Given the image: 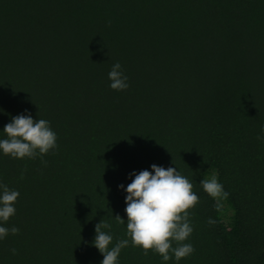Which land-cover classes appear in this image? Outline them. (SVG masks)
Segmentation results:
<instances>
[{"label":"trees","instance_id":"obj_1","mask_svg":"<svg viewBox=\"0 0 264 264\" xmlns=\"http://www.w3.org/2000/svg\"><path fill=\"white\" fill-rule=\"evenodd\" d=\"M116 62L126 90L110 87ZM21 114L49 121L57 148L0 150V183L20 194L0 264H101L100 221L110 248L129 240L118 264H264V0H0V140ZM152 164L199 197L180 261L127 235L119 185Z\"/></svg>","mask_w":264,"mask_h":264},{"label":"clouds","instance_id":"obj_2","mask_svg":"<svg viewBox=\"0 0 264 264\" xmlns=\"http://www.w3.org/2000/svg\"><path fill=\"white\" fill-rule=\"evenodd\" d=\"M108 78L113 90L122 91L129 87L128 77L124 75L119 62L112 65ZM261 131L264 132V127ZM3 132L7 138L0 140V150L4 155L12 158L35 159L37 156L42 158L57 148V134L51 129L50 122L45 119L34 120L30 114L12 117L11 122L4 126ZM42 163L46 164V161L42 160ZM151 168L153 171L129 173L134 179L126 188L123 184L119 185L127 193L125 197L127 235L131 239L132 246L141 247L145 256L148 255L149 250H152L165 262L172 256L176 261H180L195 251L193 245L185 241L194 230L189 210L199 203V197L193 192V184L181 175L177 168L165 169L156 164H152ZM201 184L203 190L217 201V208L220 207V200L229 196L215 175L203 179ZM0 190H2L0 194V224H2L7 223L10 217L15 215L14 205L20 194L2 183ZM115 219L119 224L125 223L119 215H116ZM208 223L214 225L216 221L209 218ZM103 229H111V224L105 221L96 224V235L92 244L103 254L101 264H118L121 250L129 245V240L121 239L110 248L113 236ZM9 233L16 235L19 229L15 226L11 228L0 226V240L6 238ZM12 252L15 254L16 250L12 249Z\"/></svg>","mask_w":264,"mask_h":264}]
</instances>
